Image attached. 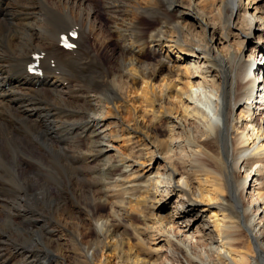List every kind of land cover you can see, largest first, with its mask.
I'll return each mask as SVG.
<instances>
[{
  "label": "bare ground",
  "instance_id": "6f19581e",
  "mask_svg": "<svg viewBox=\"0 0 264 264\" xmlns=\"http://www.w3.org/2000/svg\"><path fill=\"white\" fill-rule=\"evenodd\" d=\"M99 2L114 49L99 37ZM263 2L0 0V33L11 31L0 37V264H39L30 242L18 239L35 230L55 255L45 258L50 264H156L150 256L161 252L178 264H264ZM194 26L206 41L192 40ZM70 30L73 49L60 44ZM35 53H43L40 74L28 69ZM91 65L102 70L85 74ZM142 105L163 119L166 140L152 134L155 121H139ZM122 139L130 155L117 147ZM48 154L81 162L82 180L70 192L46 183ZM112 189L119 208L111 214L129 220L139 244L155 243L146 258L124 250L113 219L99 210ZM84 190L90 204L69 199ZM126 193L143 226L125 210ZM48 205L57 208L52 219L39 218ZM64 234L85 246L81 259L64 252ZM243 234L253 251L239 249Z\"/></svg>",
  "mask_w": 264,
  "mask_h": 264
},
{
  "label": "rangeland",
  "instance_id": "374dc122",
  "mask_svg": "<svg viewBox=\"0 0 264 264\" xmlns=\"http://www.w3.org/2000/svg\"><path fill=\"white\" fill-rule=\"evenodd\" d=\"M260 6H261V9L264 10V2L263 3H260ZM208 7H210V6H208ZM208 7L206 6L207 13H209L210 15H213V10L210 9V8H208ZM95 9L98 12V18H99V20L101 22L100 25L103 28L100 31V36L99 37H100V39H102L106 35L107 38L109 39L108 46H110L111 49H114L115 45H113V44L115 43V41H114V36H113V34L111 32V23L107 19V16H106V14H105V12L103 10V6L101 5L100 2L97 3ZM212 17H214V23L216 24V26H218V25L222 26L218 17H215L214 15ZM216 18H218V19H216ZM1 19L2 18H0V21H1ZM241 19L244 20L243 17ZM216 21H218V22H216ZM6 25H7V27L9 26V28H10L11 23H8ZM247 25H248L247 24V21L245 20V21H243V24H242L241 27L243 29H245L247 27ZM63 26H65V27H63ZM65 28H66V24H62L61 29H65ZM190 28H191L190 29V33L192 34L191 35L192 40H200L202 42L203 41H206V37H205L204 33L199 28H197L195 26L194 27H190ZM223 30H224V28H223ZM223 30H221V32ZM52 31H53V33L56 32V27L55 26L52 29ZM9 32H11V31H6V32L5 31H1L2 34L0 33V37H2L3 39L10 38V35L7 34ZM53 33H52V35H53ZM230 43H231L232 48H233L232 49L233 53L235 55H240V53L242 51L241 40H239V39H237V37H234L233 36L232 38H230ZM156 47L157 46H155V49H157L158 52L156 51L157 52V54H156L157 56H156V59H155V63L158 64V62L160 61V59L162 57H161V54H160V50H158L159 47H157V48ZM252 48H253V44L252 43L251 44L250 43L249 44H246V46H245V52L243 53V55L245 57H247L249 55L250 51L252 50ZM94 67H97V69H95ZM94 69L96 70V72H95ZM101 70L102 69L100 67L91 65L90 68L87 69V71H86L85 74H88V73L95 74V73H97V72H99ZM164 72L168 73L167 71H164ZM68 86H67V88L72 89V82H71L70 87H68ZM153 113L156 114V111L154 110V107L152 105H142L139 108V110H138L139 121L142 122V124L144 126H147V127L150 126L151 127L154 124V121L156 120V118H155L156 115L153 114ZM0 120H2V119L0 118ZM155 124H157V131H154L152 134H154L157 137V139L160 140V141L166 140L167 139L168 132H167V128H166V125H165L163 119H159L158 121H155ZM140 130H141V128H140ZM83 136L86 138V134H83ZM149 137H150V135H149ZM124 140L125 139H122L117 144V147L122 150V153H124V154L126 153L127 155H130V153H131L130 150H132V144L130 142H127V139L125 141ZM121 145H122V147H121ZM57 155L53 154V155L50 156V154H48V157H47V160L48 161H46V165H47V168H49L50 173H46L45 174V179H47L46 180V183L52 188V190L54 189L53 190L54 193H57L58 194L59 192L64 191V190H67L68 192H70L72 190L73 184L76 183V181L79 182L80 179L82 178V173H81L82 172V169L79 168L80 165H77L78 163L80 164L81 162H77L74 165L71 162L72 160H71L70 157L68 158V156L65 157V155H60V154H57ZM79 171H81L80 172L81 175H79L80 173L78 174ZM240 173L241 174H239V178H243V180H244V176L246 175L245 171H242ZM48 176H51L50 177L51 179H49ZM263 190H264V185H263ZM138 191L134 192V194L136 193L134 196L137 197V198L143 197L144 194H142V192H140V191L138 192ZM117 193H118L117 192V189L107 190L106 195H109L110 194L109 196H107V200L105 201L107 203V206L102 207L99 210L104 215V217L113 219V224H116L115 225V227H116L115 228L116 229L115 232H116V235H118V236H115V239L118 238V239H122L123 240L124 243L122 245H124L123 246L124 250L126 249L128 251V253H130V252L140 253V257H145L146 258L147 255H148L147 251H148L149 246L153 248L155 246V243H153L152 240H150L149 238L146 237V240H147V242H149V244L147 242H145V244H143L142 242L139 244V241H138V238L139 237L134 233V229L132 227H130L129 220L128 219L119 220L118 218L114 217L111 214L112 211L110 210V208L113 205L116 207V209L119 208L118 205H117V203H119V199H116L115 198L117 195H119ZM128 195H129V193H126V196L127 197L125 198V200L127 199L126 200L127 203H125V207H126L125 210H127V212H129V211L130 212H134V215L137 218V220H135L134 223L136 225L143 226L142 220L140 218L138 219V215L141 213V210H138V212H140V213H138L137 210L134 211L133 208L136 207L135 201L130 200ZM252 197H253L252 195H249L248 194L247 198H245V204H249L252 201ZM69 199H71L73 202L75 201L76 203L78 202V203H81V204H83L85 206H86L85 202H87L88 204H90L91 201H93V197L90 195V192L87 191V190L86 191L84 190L83 191V194L80 197L78 195H76V194H72ZM88 200H90V201H88ZM49 208H51V209H49ZM45 210H46V212L45 211H40L41 213L40 212H37V216L39 218H43L45 220H50V219H52V217H53L55 211L57 210V208L54 205H48V206H46V209ZM254 210L256 211L257 208L256 207L253 208V211ZM66 235H67V237H66ZM68 235L69 234H64L63 237H62V238H64L67 241L68 244H67V248L65 249V251L62 250L61 252L64 251L65 253H68V254L74 256L75 258L81 259V256L79 257V255L82 254V252H84L82 250L85 248V246H83L82 244H77L78 245L77 246L74 242H72V241H74L73 240V237L71 235H69V236ZM94 236H92V238ZM18 239H20V240H23L24 239V241H27V243L30 242L29 244H31V247L35 249V253H36V251L38 252V253L35 254L34 260H37V261L40 260L39 264H50V263H48L45 260V258L46 259H49V258H52V257L55 256L54 253H51V247L48 248V246L46 245V243H43L42 242V236H41V234L37 230H35L34 234L32 235V239H29L27 236L26 237H23V238L18 237ZM71 242L74 243V244H72ZM92 242L93 241H91L89 243V245H91ZM150 242H152V243H150ZM237 244H238L239 249L241 251L248 252L249 249H251L253 251V248L252 247L250 248V243L248 241V238L244 234H243L242 238L238 241ZM92 245L94 247V242L92 243ZM92 245H91V247H92ZM157 246H159V243H158ZM76 247H78L79 249L76 248ZM165 248H166V246H165ZM60 250H61V246H60L59 251H57L56 253L57 254L60 253ZM41 259H43V260H41ZM51 261H52L51 263L54 264V261L52 259H51ZM149 261L150 262L152 261L154 263L156 262V264H178L179 263L177 260H173V259L169 258L168 256H166V254L164 252H161V253H158L156 255L150 256ZM69 262L72 263V262H75V261H72V262L69 261ZM110 264H116L115 263V260L112 259Z\"/></svg>",
  "mask_w": 264,
  "mask_h": 264
}]
</instances>
